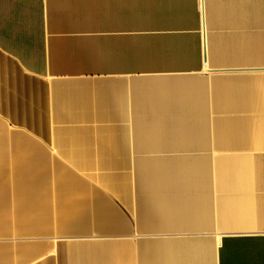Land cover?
Masks as SVG:
<instances>
[{
  "label": "crops",
  "instance_id": "crops-1",
  "mask_svg": "<svg viewBox=\"0 0 264 264\" xmlns=\"http://www.w3.org/2000/svg\"><path fill=\"white\" fill-rule=\"evenodd\" d=\"M0 264H264V0H0Z\"/></svg>",
  "mask_w": 264,
  "mask_h": 264
}]
</instances>
